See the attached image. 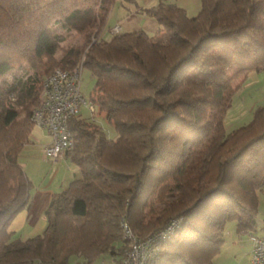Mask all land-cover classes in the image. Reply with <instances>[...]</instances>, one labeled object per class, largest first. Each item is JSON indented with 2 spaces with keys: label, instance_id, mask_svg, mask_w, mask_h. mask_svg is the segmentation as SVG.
<instances>
[{
  "label": "trees",
  "instance_id": "obj_1",
  "mask_svg": "<svg viewBox=\"0 0 264 264\" xmlns=\"http://www.w3.org/2000/svg\"><path fill=\"white\" fill-rule=\"evenodd\" d=\"M114 3L0 0V78L22 63L33 73L0 84V264H92L104 253L121 264L122 220L141 239L174 225L150 264H213L227 220L240 232L254 227L264 105L230 131L224 115L238 88L229 69H263L264 0H201L193 17L158 0L138 13L163 32L105 37ZM54 24L82 43L61 49ZM80 64L94 79L88 101L117 135L107 137L93 115L71 117L66 156L80 175L52 196L43 234L13 237L8 223L30 196L18 157L40 83Z\"/></svg>",
  "mask_w": 264,
  "mask_h": 264
},
{
  "label": "crops",
  "instance_id": "obj_2",
  "mask_svg": "<svg viewBox=\"0 0 264 264\" xmlns=\"http://www.w3.org/2000/svg\"><path fill=\"white\" fill-rule=\"evenodd\" d=\"M157 2L158 0H115L108 16L109 21L112 14L113 21L106 29H103L102 35L107 32L110 36L111 28L114 26H117L118 32L141 31L148 35L159 32L161 28L158 21L138 13L140 8L153 6ZM170 2L184 9L188 17L197 15L201 6V0H170ZM248 72L243 80L247 77ZM40 132V137L37 135L36 139L32 138L24 145L18 157L20 165L31 182L30 196L27 204L13 215L7 229L13 234V237L20 239L41 235L47 227L45 211L52 196L62 191L71 180L80 175L78 167L69 160L66 153L57 160H51L45 156L43 147L49 142V136L43 128H40ZM254 235H264V224L257 227L256 219L253 229L249 232H240L236 229V236L233 237L232 243L241 244L242 253L250 256L251 237ZM237 248L234 247L236 251H238Z\"/></svg>",
  "mask_w": 264,
  "mask_h": 264
},
{
  "label": "built area",
  "instance_id": "obj_3",
  "mask_svg": "<svg viewBox=\"0 0 264 264\" xmlns=\"http://www.w3.org/2000/svg\"><path fill=\"white\" fill-rule=\"evenodd\" d=\"M111 30L114 33L118 32L117 26ZM81 70V64L73 69L57 68L40 83L31 120L33 125L47 132L49 142L43 147V153L51 160H57L72 148L73 138L69 120L79 113L80 106L87 105L89 111H94V105L86 102L80 91ZM121 226L128 242L121 264H150L158 251V242L167 238V234L174 228V225H170L141 239L132 232L125 221H121ZM251 239V263L264 264V235H254Z\"/></svg>",
  "mask_w": 264,
  "mask_h": 264
},
{
  "label": "rangeland",
  "instance_id": "obj_4",
  "mask_svg": "<svg viewBox=\"0 0 264 264\" xmlns=\"http://www.w3.org/2000/svg\"><path fill=\"white\" fill-rule=\"evenodd\" d=\"M111 18L105 27L111 24ZM106 29V28H105ZM164 31L163 28L161 30ZM52 32L57 34L61 38V49L66 48L69 45H79L82 43V36L75 31H67L63 29L59 24L52 26ZM109 37L107 32L103 33V36ZM61 49L55 52L56 58L61 56ZM248 71H240L236 67H231L228 71L230 77V83L233 87H238L233 95L232 104L224 115V127L226 131H230L233 128L239 127L249 121L252 116L253 110L257 106L264 105V69L256 71L251 70L248 72L247 77L243 80ZM33 74L31 69L26 63H22L21 66L15 67L8 71L0 78V84L4 82H13L18 78H25L28 75ZM80 91L88 102L89 95L93 94L94 79L91 76L89 70L83 67L80 76ZM243 80V82H242ZM248 85V87H245ZM91 113L87 108V105L82 104L79 112L80 116L90 117L94 116V120L102 127L105 134L109 138H115L117 133L110 123L106 120L105 114L97 111ZM40 128L34 126L31 131V139H36L38 135L40 137ZM22 162L24 163L23 159ZM258 207L255 219L257 221V227L264 224V189L257 191ZM45 230L41 233L43 234ZM133 232V231H132ZM134 233V232H133ZM136 234V233H134ZM236 236V227L233 220H227L224 225L223 238L224 241L221 245L219 252L213 258V264H252L250 256L243 254V248L241 244L232 243L233 237ZM237 242V240H235ZM237 248L238 251L234 249ZM92 264H119V262L113 261L112 256L109 253H104L101 257L97 258Z\"/></svg>",
  "mask_w": 264,
  "mask_h": 264
}]
</instances>
